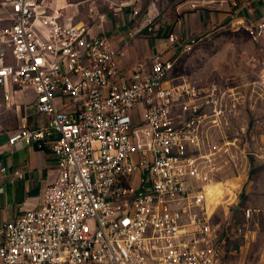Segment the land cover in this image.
I'll use <instances>...</instances> for the list:
<instances>
[{"label": "built area", "instance_id": "1", "mask_svg": "<svg viewBox=\"0 0 264 264\" xmlns=\"http://www.w3.org/2000/svg\"><path fill=\"white\" fill-rule=\"evenodd\" d=\"M182 1L190 9L238 6ZM244 1L252 13L257 0ZM61 9L54 0H0L4 97L29 92L34 111L48 116L35 128L22 123L7 143L48 147L56 158L41 202L0 221V264H231L230 240L242 227L227 230L211 218L216 147L208 139L236 100L216 83L174 82L167 48L123 79L116 58L126 44L91 37L86 23H71ZM156 15L147 10L128 35L154 31ZM239 24L264 39V13ZM165 40L189 51L196 38ZM252 211L243 209V219Z\"/></svg>", "mask_w": 264, "mask_h": 264}, {"label": "rangeland", "instance_id": "2", "mask_svg": "<svg viewBox=\"0 0 264 264\" xmlns=\"http://www.w3.org/2000/svg\"><path fill=\"white\" fill-rule=\"evenodd\" d=\"M57 1L63 5V16L74 23L86 20L93 5L113 20L132 0ZM194 38L189 51L177 49L169 55L174 82L216 83L236 100L227 124L209 130L208 142L216 149L207 188L208 209L211 218L220 226L226 224L227 230L242 227L240 235L233 234L231 239L235 244L231 264H264V39L253 40L240 24L228 22ZM30 110L29 92L5 98L0 88V129H15ZM246 208L257 212L254 218L243 219Z\"/></svg>", "mask_w": 264, "mask_h": 264}, {"label": "crops", "instance_id": "3", "mask_svg": "<svg viewBox=\"0 0 264 264\" xmlns=\"http://www.w3.org/2000/svg\"><path fill=\"white\" fill-rule=\"evenodd\" d=\"M152 1H155V8L149 6ZM54 2L57 6H61L57 0ZM94 7V5L90 7L93 13H89L86 20L70 22L86 23L91 37L104 36L114 47L126 44L125 54L116 58V61L118 75L129 80L132 65L148 62L152 55L164 48H167L164 51L167 57L179 49L178 42L172 46L166 43L167 34H173L178 41L182 42L203 32L208 33L219 29L227 22L232 24H239L242 21L250 22L264 13V0H257L252 13L247 9L244 0H238V6L234 10H229L227 4L219 8L202 10L190 9L182 0H148L146 2L132 0L126 3L118 13L116 12L117 17L113 20ZM133 7L139 9L136 16L132 15ZM147 10L157 13L154 19L157 28L152 32L144 30L132 37L129 36L130 28L144 17ZM98 14H103L104 18L99 20ZM89 15H92L91 18ZM0 88L3 93L4 89L1 86ZM29 95L31 110L23 114L18 127L13 130L0 129V221L10 220L24 210L36 207L41 202L44 188L56 176V158L48 147L38 148L22 141L7 143V138L22 123L29 128H35L48 119L46 114L34 111L32 107L34 95L31 93ZM230 250L235 251L231 242Z\"/></svg>", "mask_w": 264, "mask_h": 264}, {"label": "trees", "instance_id": "4", "mask_svg": "<svg viewBox=\"0 0 264 264\" xmlns=\"http://www.w3.org/2000/svg\"><path fill=\"white\" fill-rule=\"evenodd\" d=\"M257 212L255 211V210H253L252 212H251V218H254V216H255V214H256ZM236 221H238V220H234V222H236ZM231 241V240H230ZM232 243V242H231ZM234 244V243H233ZM235 245V244H234Z\"/></svg>", "mask_w": 264, "mask_h": 264}, {"label": "bare ground", "instance_id": "5", "mask_svg": "<svg viewBox=\"0 0 264 264\" xmlns=\"http://www.w3.org/2000/svg\"><path fill=\"white\" fill-rule=\"evenodd\" d=\"M263 81H264V76H263Z\"/></svg>", "mask_w": 264, "mask_h": 264}]
</instances>
